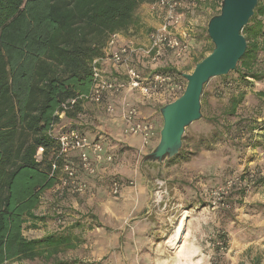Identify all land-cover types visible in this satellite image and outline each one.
<instances>
[{
	"label": "rangeland",
	"instance_id": "374dc122",
	"mask_svg": "<svg viewBox=\"0 0 264 264\" xmlns=\"http://www.w3.org/2000/svg\"><path fill=\"white\" fill-rule=\"evenodd\" d=\"M151 3L139 5L133 24L124 32L139 45L147 43L139 38L155 28L150 23L154 20L150 16ZM183 4L182 0L180 9ZM192 12L187 16L182 13L181 23L182 28L187 29L192 54L188 58L186 53L185 57L175 58L165 52L164 67L179 73L190 72L194 61L212 45L210 41L204 46L202 37H205L203 28L213 10L200 6ZM178 76L184 89L186 80ZM218 78H212L204 88L208 91V101L213 103L207 112L209 116L220 106L213 102L218 93L216 87L220 86L215 82ZM251 86L241 110L255 108L259 122L264 119V99L254 94L264 87L253 81ZM80 107L75 122L61 117L57 132L74 124L82 126L87 137L93 139L91 133L104 130L98 131L112 137L105 142L112 160L100 163L99 175L94 180L87 179L88 189L83 193L62 192L57 190V183L45 190L34 210L39 218H28L23 224L22 234L26 238H40L50 233L70 236L76 246L58 254L68 264H264V181L256 182L264 177V139L259 136L264 133L261 130L264 123L253 131L251 142L241 135L236 144L230 145L223 136L212 143L210 149L187 160L145 163L140 170L142 155L158 141L161 116L157 108L139 110L140 116L155 128L154 139L142 145L141 140L118 138V131L114 133L104 122L100 124L95 113L104 116L105 111L99 109L102 107L88 103ZM154 117L158 128L152 123ZM202 119L203 116L184 133L190 144L200 143L210 131ZM237 154L240 156L235 157ZM60 174L58 171L57 176ZM113 181L119 184L116 195L110 191ZM182 218L180 237L175 244L165 245L164 238ZM219 231L227 232L226 246L214 243ZM10 264H41V261L22 260Z\"/></svg>",
	"mask_w": 264,
	"mask_h": 264
},
{
	"label": "trees",
	"instance_id": "16d2710c",
	"mask_svg": "<svg viewBox=\"0 0 264 264\" xmlns=\"http://www.w3.org/2000/svg\"><path fill=\"white\" fill-rule=\"evenodd\" d=\"M151 1L0 0V264L36 259L41 264H68L58 254L76 246L70 236L50 233L29 239L22 234L28 218H39L34 210L42 193L57 183L56 176L50 175L52 157H48L57 149V142L48 131L61 121L58 114L62 111L64 119L73 122L77 118L80 103L67 109L62 104L89 90L90 62L102 56L107 36L124 33L133 24L139 5ZM183 3L186 6L183 4L180 10L184 16L200 6L213 10L211 16L218 12L220 0ZM241 33L246 50L235 70L215 81L220 86L213 102L220 106L212 116L207 113L213 103L208 101L206 89L201 97L202 122L210 130L207 137L190 144L185 134L181 150L170 160L196 156L223 136L230 145L236 144L241 135L251 142L253 131L263 125L264 119L256 121L255 108L241 110V104L251 92L252 81L264 87V0H258L254 15ZM203 34L210 41L206 26ZM211 49L212 45L194 64ZM156 71L174 72L177 76L169 73L180 80L181 73L172 68L159 67ZM254 95L264 99V89ZM162 104L156 106L157 110ZM69 127L86 134L82 126ZM259 136L264 139V133ZM39 147L43 148L40 154ZM77 175L85 183L88 178L94 180L93 174ZM258 181H264V177ZM226 236V231H219L214 243L226 246Z\"/></svg>",
	"mask_w": 264,
	"mask_h": 264
},
{
	"label": "built area",
	"instance_id": "2783aa9c",
	"mask_svg": "<svg viewBox=\"0 0 264 264\" xmlns=\"http://www.w3.org/2000/svg\"><path fill=\"white\" fill-rule=\"evenodd\" d=\"M182 0H152L150 9L159 11L163 20L148 35L146 44H136L128 39L121 42L123 34L113 32L107 36L102 56L94 57L91 62V85L87 92L77 94L62 104L67 109L77 103H88L94 106H103L107 113H113L111 104L105 103L108 94L120 95L122 131L126 135L138 136L142 145L148 144L155 137V128L144 120L136 105L130 103L127 93L138 91L145 100L155 101L160 104L169 99H174L183 89L180 81L169 72L149 71L142 74L132 65V58L140 55L147 65H156L170 52L175 58L184 56L190 50L187 42V29L182 28L183 15L180 10ZM180 31V32H179ZM109 61L111 65L122 71L123 77L112 80L105 76L101 62ZM61 118L63 111L58 114ZM58 123L51 125L49 134L57 142V149L51 155L50 175L56 176L57 190L71 193H83L87 190L85 179L79 180L78 172L91 175L95 172V165L101 162H110L112 154L103 152V145L99 139H89L76 128H67L57 132ZM39 147L37 153H42ZM79 168V169H78ZM80 170V171H79ZM61 174L57 176V172ZM119 184L112 182L110 191L119 193Z\"/></svg>",
	"mask_w": 264,
	"mask_h": 264
},
{
	"label": "water",
	"instance_id": "95a60500",
	"mask_svg": "<svg viewBox=\"0 0 264 264\" xmlns=\"http://www.w3.org/2000/svg\"><path fill=\"white\" fill-rule=\"evenodd\" d=\"M257 4L258 0H220L218 12L206 22L212 49L194 64L190 72L181 73L186 80L181 94L159 107L161 127L158 141L142 155L140 170L145 163L161 164L178 154L186 129L203 116L201 96L205 85L212 78L235 70L244 54L247 42L241 30L254 15Z\"/></svg>",
	"mask_w": 264,
	"mask_h": 264
},
{
	"label": "crops",
	"instance_id": "0c3cea01",
	"mask_svg": "<svg viewBox=\"0 0 264 264\" xmlns=\"http://www.w3.org/2000/svg\"><path fill=\"white\" fill-rule=\"evenodd\" d=\"M148 3V2H147ZM150 16L152 17V19H154L153 21L150 20V23L153 27H157L159 25L160 22H162L163 20V16L162 14L159 12V11H151L150 13ZM130 29V28H128ZM127 29V30H128ZM153 29H150V32L152 31ZM129 31V30H128ZM149 32V33H150ZM140 33H142V31H140ZM143 34L141 38H139L140 40L142 41H148V35ZM202 37V36H201ZM128 38L126 35H124L123 33V37L121 39V42H127L128 41ZM138 39V42H140V40ZM203 39V42H205V45L207 44L208 46V42H210L208 39H206L205 37H202ZM137 42V41H136ZM190 53L192 54L191 51H188L185 56H188L190 55ZM205 53V52H204ZM184 56V57H185ZM192 57V56H191ZM194 57H192L191 59H193ZM166 60V56L163 57L156 65H147L144 61V58L141 57L140 55H136L135 57L132 58V65L134 67L137 68L138 71H140L142 74H146L147 71H153L154 68H159V67H164L165 62ZM101 66H102V69H103V72L105 74L106 77L112 79V80H119V79H122L123 77V74H122V71H119V70H116L109 61H102L101 62ZM122 94V93H121ZM121 94H108L106 97H105V103H109L113 106L114 108V111L113 113H107L105 110H103V106H96L97 108L98 107H102V108H99L100 110L105 111L103 112L104 113V116L98 114V113H95V117L97 118V121H100V124H102L101 122H104V124L107 126L108 125V129L112 130L114 133H116L117 131V137L118 138H123V139H128L129 140H132V139H135L136 142H138L139 140H141L138 136H131L130 138H126L122 132V128H123V122L120 118L121 116V109H120V95ZM127 98L128 100L130 101V103L136 105L138 107V109L140 110L141 108L142 109H145L148 108V109H152L156 106H158L160 103L158 102H155V101H149V100H145L141 97V95L139 94L138 91H132V92H128L127 93ZM140 114L142 115V112L140 111ZM154 115V113H151ZM83 116V115H82ZM152 123L154 124V126L156 128H158V122H157V119L156 117L153 118L152 120ZM82 124V123H81ZM99 124V125H100ZM98 130H102V129H97V134L95 133H91L93 135V139H99V141L102 143L104 149H103V152L104 153H109L108 152V149L107 147L105 146V142L108 140V139H111L112 137L110 136H104L102 132L98 131ZM104 132V130H102ZM88 133H86L85 135H87ZM115 140L116 137H113ZM102 164L98 163L97 165H95V172L94 174L91 176L93 178L97 177L99 175V172H100V168H101ZM130 233L133 232L132 228L129 229ZM138 242H140L141 240L140 239H137Z\"/></svg>",
	"mask_w": 264,
	"mask_h": 264
},
{
	"label": "bare ground",
	"instance_id": "6f19581e",
	"mask_svg": "<svg viewBox=\"0 0 264 264\" xmlns=\"http://www.w3.org/2000/svg\"><path fill=\"white\" fill-rule=\"evenodd\" d=\"M183 218L178 220L172 231L166 235V237L164 238V244L165 245H172V244H175L176 241L178 240V238L180 237V234L182 232V229H183Z\"/></svg>",
	"mask_w": 264,
	"mask_h": 264
}]
</instances>
